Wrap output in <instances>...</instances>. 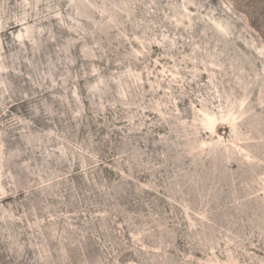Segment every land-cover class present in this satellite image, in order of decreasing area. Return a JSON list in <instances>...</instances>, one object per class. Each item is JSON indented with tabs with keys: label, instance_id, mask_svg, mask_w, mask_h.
Masks as SVG:
<instances>
[{
	"label": "rangeland",
	"instance_id": "rangeland-1",
	"mask_svg": "<svg viewBox=\"0 0 264 264\" xmlns=\"http://www.w3.org/2000/svg\"><path fill=\"white\" fill-rule=\"evenodd\" d=\"M263 101L264 0H0V264H264Z\"/></svg>",
	"mask_w": 264,
	"mask_h": 264
},
{
	"label": "bare ground",
	"instance_id": "bare-ground-1",
	"mask_svg": "<svg viewBox=\"0 0 264 264\" xmlns=\"http://www.w3.org/2000/svg\"><path fill=\"white\" fill-rule=\"evenodd\" d=\"M222 29V28H221ZM264 102V101H263ZM244 103L245 101L243 100V102L241 103L240 107H243L244 106ZM245 108V107H243ZM241 109V108H240ZM208 110V109H207ZM242 110V109H241ZM203 112V111H202ZM208 113V112H207ZM245 112H233V111H230L229 114L227 115V117L231 118L233 120V122H236L238 121L239 119H241L243 116H244ZM207 119H208V122H209V125L211 127V129L213 130H217V120L215 119V117H211L209 116L208 114H206ZM249 155V154H248ZM250 157V156H249Z\"/></svg>",
	"mask_w": 264,
	"mask_h": 264
}]
</instances>
